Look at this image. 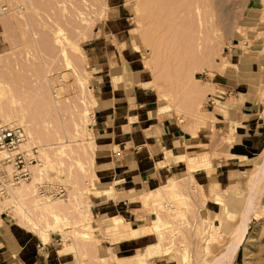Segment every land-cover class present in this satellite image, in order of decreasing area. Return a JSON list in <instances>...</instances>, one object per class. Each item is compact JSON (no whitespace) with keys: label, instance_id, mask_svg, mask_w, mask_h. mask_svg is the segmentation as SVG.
Segmentation results:
<instances>
[{"label":"rangeland","instance_id":"obj_1","mask_svg":"<svg viewBox=\"0 0 264 264\" xmlns=\"http://www.w3.org/2000/svg\"><path fill=\"white\" fill-rule=\"evenodd\" d=\"M119 45L143 61L159 110L173 111L181 120L202 116L204 90L215 68L224 72L237 61L254 64V71L237 73L246 82L253 78L250 91L259 93L256 100L264 99V0H0V123L24 129L20 150L34 159L23 183L13 181L10 164H0L6 217L44 242L52 234L64 241L113 242L105 228H141L154 243L148 254L162 252L171 264H264L263 153L254 160L259 166L249 181V169L244 175L235 169L231 180L219 183L227 189L223 195L211 193L209 185L200 188L198 198L174 181L133 199L130 207L138 210L133 226L126 217L122 226L107 228L93 215L97 196L106 194L112 207L118 200L110 196L113 191H98L91 128L96 66ZM232 50L239 54L233 57ZM40 184L62 185L66 194L47 202ZM246 188L242 213L236 219L219 217L227 193L243 196ZM247 208L252 216L242 234ZM256 210L261 221L253 216Z\"/></svg>","mask_w":264,"mask_h":264},{"label":"crops","instance_id":"obj_2","mask_svg":"<svg viewBox=\"0 0 264 264\" xmlns=\"http://www.w3.org/2000/svg\"><path fill=\"white\" fill-rule=\"evenodd\" d=\"M235 54L239 52L232 50L231 55ZM106 57L97 64L92 85L97 104L91 129L95 172L102 180L98 191H113L110 196L118 200L112 207L106 204V194L97 196L94 211L98 213L93 212L94 216L104 221L119 218L124 223L127 217L133 226L138 210L130 204L141 193L175 181L182 191L195 190L202 198L201 187L207 190L209 185L231 180L235 169L239 175L249 169L248 181L257 172L259 164L254 160L264 153V99L262 95L256 100L259 93L250 91L255 88L253 78L246 82L237 73L238 69L254 71V64L237 61L224 72L215 68L216 74L209 78L211 86L204 90L207 103L202 116L181 120L173 111L159 110L154 81L136 51L119 45ZM245 162L250 163L241 166ZM262 180L264 183V173ZM247 190L243 196L226 195L231 219L241 214ZM113 225L105 227L113 229ZM104 232L113 242L109 238L97 243L64 241L56 234L44 242L13 224L6 212H0V264H171L162 252L158 256L148 254L154 243L141 228L122 230L115 226L114 232L106 228Z\"/></svg>","mask_w":264,"mask_h":264},{"label":"built area","instance_id":"obj_3","mask_svg":"<svg viewBox=\"0 0 264 264\" xmlns=\"http://www.w3.org/2000/svg\"><path fill=\"white\" fill-rule=\"evenodd\" d=\"M26 139L23 128L18 126L11 127L0 123V164L13 165V181L15 183L27 181L31 177L28 165L32 164L34 159L26 158V155L20 150ZM1 154L5 155L4 158H1ZM38 192L40 195L54 199L62 198L66 194V190L62 185L49 186L40 184Z\"/></svg>","mask_w":264,"mask_h":264},{"label":"bare ground","instance_id":"obj_4","mask_svg":"<svg viewBox=\"0 0 264 264\" xmlns=\"http://www.w3.org/2000/svg\"><path fill=\"white\" fill-rule=\"evenodd\" d=\"M147 6H144V8H146ZM161 94V93H160ZM161 98V97H160ZM18 123V122H17ZM22 123V122H21ZM22 125V124H21ZM92 140H94L93 138H91ZM4 155V154H3ZM263 155H264V153H263ZM5 156V155H4ZM10 166H12L13 167V165H11L10 164ZM9 165H8V167H10ZM28 167H29V170H30V166L28 165ZM14 168V167H13ZM25 182V181H24ZM1 183H3V182H1ZM20 183H23V182H20ZM3 185V184H2ZM4 186V185H3ZM9 186H7V188H8ZM2 188V187H1ZM0 188V189H1ZM22 189V188H21ZM20 189V190H21ZM18 191L19 193L21 192V191ZM209 190H210V192L211 193H215V195H219V194H222V193H225V191L227 190V189H224V188H222L220 185H217V184H212V185H210L209 186ZM8 191H9V197H13V195H14V193H13V191H11V189H8ZM230 192H228L227 194H229ZM223 195V194H222ZM230 195V194H229ZM44 196V195H43ZM44 198L46 199V201L47 202H49V200H51V198L52 197H48V196H44ZM43 197L42 198H40V199H38L37 200V202H38V204H39V201L41 202V201H43V199H44ZM217 199V198H216ZM215 199V200H216ZM4 200H1L0 199V212H3V208H2V205L4 204L5 205V203H2ZM44 202V201H43ZM219 203V202H218ZM220 203H222V202H220ZM42 204V203H41ZM47 204V203H46ZM53 204V203H52ZM3 205V206H4ZM44 205V204H43ZM43 205H41V206H43ZM48 205H50V204H48ZM40 206V207H41ZM46 206V205H45ZM42 208V207H41ZM264 208V207H263ZM11 209V208H10ZM4 210H5V207H4ZM8 210V209H7ZM227 212H228V209H227V204L226 203H224V205H221L220 206V209H219V217H221L222 219H228V218H230V217H228L227 216ZM244 212V219H243V221H241L240 220V223L242 222L243 224H241L242 225V234L246 231V224H247V219L249 218V216L251 217L252 215H251V212H252V209H250V208H247V209H245V211H243ZM242 213V212H241ZM242 216V215H241ZM253 216H255V219H257L258 221H261L262 220V214H261V211L260 210H256V212L255 213H253ZM57 217V216H56ZM114 217V216H113ZM159 217H160V215H159ZM157 218H158V216H157ZM161 218V217H160ZM109 219V218H108ZM162 220V219H161ZM160 221V220H159ZM159 221H158V223H159ZM124 221L122 220V219H119V218H113V219H109V220H107V221H104L103 223H104V226H110V225H113V224H122ZM160 224V223H159ZM162 224V223H161ZM168 224V223H167ZM217 224V223H216ZM103 225V224H102ZM163 225V224H162ZM155 227H157V225H155L153 228H155ZM156 230V229H155ZM83 235H85L84 233H83ZM215 236H213L212 235V237H211V239L212 240H210L209 242H213V240L215 239L214 238ZM239 241V240H238ZM241 241V240H240ZM240 241L238 242V243H240ZM214 244V243H213ZM170 250V249H169ZM169 250H167V251H169ZM165 253V252H164ZM167 255V254H166Z\"/></svg>","mask_w":264,"mask_h":264}]
</instances>
